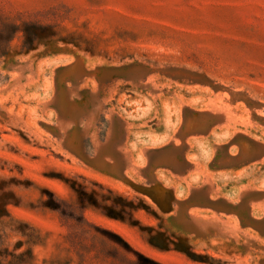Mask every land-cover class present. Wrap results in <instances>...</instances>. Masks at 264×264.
<instances>
[{
  "label": "rangeland",
  "instance_id": "374dc122",
  "mask_svg": "<svg viewBox=\"0 0 264 264\" xmlns=\"http://www.w3.org/2000/svg\"><path fill=\"white\" fill-rule=\"evenodd\" d=\"M0 264H264V0H0Z\"/></svg>",
  "mask_w": 264,
  "mask_h": 264
}]
</instances>
